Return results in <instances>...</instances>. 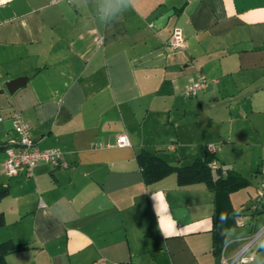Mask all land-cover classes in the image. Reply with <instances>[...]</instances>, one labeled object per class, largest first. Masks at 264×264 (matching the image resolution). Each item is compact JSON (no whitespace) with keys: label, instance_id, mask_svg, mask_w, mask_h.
Instances as JSON below:
<instances>
[{"label":"crops","instance_id":"1","mask_svg":"<svg viewBox=\"0 0 264 264\" xmlns=\"http://www.w3.org/2000/svg\"><path fill=\"white\" fill-rule=\"evenodd\" d=\"M174 27L182 48L169 45ZM198 73L211 83L184 96ZM12 112L67 166L9 175L0 150V242L15 245L4 264H219L264 225V196L251 208L264 162V0H131L109 23L95 0H0V144L16 138ZM122 134L129 145L115 144ZM208 144L223 177L247 180L228 195L218 255L214 192L175 172L145 182L136 158L148 150L182 166ZM157 192L176 221L167 239Z\"/></svg>","mask_w":264,"mask_h":264},{"label":"built area","instance_id":"2","mask_svg":"<svg viewBox=\"0 0 264 264\" xmlns=\"http://www.w3.org/2000/svg\"><path fill=\"white\" fill-rule=\"evenodd\" d=\"M53 2L59 0H52ZM72 2L74 0H65ZM102 37L99 38V41ZM169 45L174 48H182L184 46V38L181 30L174 27L169 40ZM216 81V80H213ZM211 80H209L203 74L191 75L188 77L187 82L183 88V95L187 97H193L198 94L199 91L206 89ZM12 128L16 133V138H12L8 141L4 151L6 157L4 160V169L7 174L13 175L19 172L32 173L35 166L38 163H53L62 166H67V162L63 159V151L58 147L40 148L37 146L35 140L30 134V123L23 118L20 113L12 112L10 114ZM118 146L129 145V140L126 135H119L115 142ZM208 153H214L215 148L213 145L208 144L205 146ZM212 167H218L219 163L213 159L211 163ZM259 173L261 174L260 182L256 188V195L254 202L251 205L252 210H256L259 203L264 196V162L259 166ZM245 213H239L237 215V223L240 225L247 224L245 219ZM249 217V215L247 216ZM264 231V225L251 232L238 251L230 257H221L219 264H240L241 257L248 253L249 248L253 241L259 239L261 233Z\"/></svg>","mask_w":264,"mask_h":264},{"label":"trees","instance_id":"3","mask_svg":"<svg viewBox=\"0 0 264 264\" xmlns=\"http://www.w3.org/2000/svg\"><path fill=\"white\" fill-rule=\"evenodd\" d=\"M6 145L7 143L0 144V150L5 149ZM203 151L191 163L182 166L171 165L148 150L140 151L136 158L145 182L155 181L171 172H175L178 184L203 182L207 188L214 192L216 206L213 227V252L218 255L225 241L222 232L225 224H221L219 220L233 217V208L229 204L228 195L230 192L244 186L247 180L233 171H228L227 175L223 177L219 166L214 170L211 169L210 164L215 158L214 154L208 153L206 147H203ZM7 192L8 187L0 185V200ZM3 224L4 216L0 213V226ZM13 248H15V245L10 242H0V264H4L5 254Z\"/></svg>","mask_w":264,"mask_h":264},{"label":"clouds","instance_id":"4","mask_svg":"<svg viewBox=\"0 0 264 264\" xmlns=\"http://www.w3.org/2000/svg\"><path fill=\"white\" fill-rule=\"evenodd\" d=\"M95 3L100 21L109 23L129 8L131 0H95ZM153 200L158 228L167 239L176 234V221L169 214V206L162 192L154 193ZM240 264H264V238L252 242L248 253L241 257Z\"/></svg>","mask_w":264,"mask_h":264},{"label":"water","instance_id":"5","mask_svg":"<svg viewBox=\"0 0 264 264\" xmlns=\"http://www.w3.org/2000/svg\"><path fill=\"white\" fill-rule=\"evenodd\" d=\"M27 77H17L14 79L9 80L6 83V88L9 93H13L19 86L23 85L26 81Z\"/></svg>","mask_w":264,"mask_h":264}]
</instances>
